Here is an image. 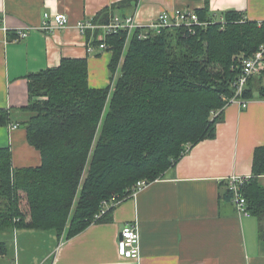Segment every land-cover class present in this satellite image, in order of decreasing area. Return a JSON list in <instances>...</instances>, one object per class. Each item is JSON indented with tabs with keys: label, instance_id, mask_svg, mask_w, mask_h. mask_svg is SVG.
I'll use <instances>...</instances> for the list:
<instances>
[{
	"label": "trees",
	"instance_id": "1",
	"mask_svg": "<svg viewBox=\"0 0 264 264\" xmlns=\"http://www.w3.org/2000/svg\"><path fill=\"white\" fill-rule=\"evenodd\" d=\"M204 3L195 12L207 24L193 34L175 26L145 38L136 28L128 42L126 30L107 35L110 79L118 74L113 86L91 87L85 58H63L28 75L27 116L19 124L42 161L13 168L10 148H0V255L10 252L8 240L18 231L70 238L106 220L116 205L96 218L104 200L128 199L136 181L161 178L192 146L215 136L240 73L238 58L264 45V21L235 9L215 20ZM242 96L264 98V69L248 79ZM10 118L1 108L0 125ZM262 175L264 146L255 149L242 186L264 240Z\"/></svg>",
	"mask_w": 264,
	"mask_h": 264
},
{
	"label": "crops",
	"instance_id": "2",
	"mask_svg": "<svg viewBox=\"0 0 264 264\" xmlns=\"http://www.w3.org/2000/svg\"><path fill=\"white\" fill-rule=\"evenodd\" d=\"M205 1L0 0V109L11 116L8 124L0 125V148H10L12 167H36L42 161L19 124L27 116L22 108L28 101L29 74L57 67L63 58H85L91 87L114 85L118 74L111 80L108 68L112 51L99 50L93 43L100 28L81 33L75 26L79 20L100 26L118 13L131 14L137 24L147 25L162 11H195ZM208 2L215 20L223 11L235 9L247 20L264 21V0ZM104 9L107 15L96 17ZM45 11L65 13L68 26L47 37L37 28ZM95 17L98 21H93ZM27 25L32 28L26 38L14 40L16 29ZM87 44L95 49L89 52ZM261 146L264 98L250 99L245 108L227 104L213 138L192 146L161 178L118 203L106 220L92 222L70 238L52 235L50 251L40 260L22 259L18 238L16 251L9 248L7 255H0V264H264L258 220L238 216L225 181L232 174L249 178L254 151ZM259 179L263 184L264 175ZM126 223L139 225L138 258L117 254L118 235ZM19 233L22 242L30 231Z\"/></svg>",
	"mask_w": 264,
	"mask_h": 264
},
{
	"label": "built area",
	"instance_id": "3",
	"mask_svg": "<svg viewBox=\"0 0 264 264\" xmlns=\"http://www.w3.org/2000/svg\"><path fill=\"white\" fill-rule=\"evenodd\" d=\"M37 28L41 30L47 37L54 35L56 31H59L69 24L68 16L62 12H44L43 20L40 22ZM207 22L199 20L194 10H188L184 8H177L172 12L162 11L159 13L153 21L147 25H139L135 22L133 15L131 14H115L110 20L103 25H93L89 21L79 20L76 23L77 29L81 33H85L89 28H100V33L95 36V40L99 41L97 48L99 50L107 49L108 46L105 42L107 35L111 33H117L120 30L127 31V42L131 34L136 28H142L138 34V38H145L149 33H159L165 27L183 26L186 28L187 33H194V26H205ZM32 27L23 26L19 27L15 31L14 40L19 41L25 39L28 35V31ZM92 44H87V50L91 52L94 50ZM240 61V73L235 81H233L234 91L230 97L226 99V105L236 103L240 107L245 108L248 103V99L243 98L242 93L245 89L248 79L252 76L258 75L264 69V45L261 46L253 55L249 57L241 56L238 58ZM220 110L211 112L212 115H216ZM13 127H17L15 124H11ZM226 185L230 192V199L234 204L238 216L251 215L247 209V201L242 192V186L244 185L246 178L240 175L232 174L226 178ZM149 182L145 180H138L130 189V197L136 195L141 189H143ZM117 200L112 197L110 200H104L99 214H96V218H99L105 213L111 206L117 205ZM139 225L135 223H126L119 232L117 239V254L123 258H138L140 252V230Z\"/></svg>",
	"mask_w": 264,
	"mask_h": 264
},
{
	"label": "rangeland",
	"instance_id": "4",
	"mask_svg": "<svg viewBox=\"0 0 264 264\" xmlns=\"http://www.w3.org/2000/svg\"><path fill=\"white\" fill-rule=\"evenodd\" d=\"M127 44V43H126ZM262 183L264 184V179L262 180ZM20 231L16 232L18 234L14 235L11 241L8 240L9 247H12L13 251H16L15 248L18 247V238H19V244L21 245V248L24 249V257L22 259H28L31 257L38 258L40 260L41 258H44L46 254L49 253L50 247L53 242V234L47 232H30L29 237L26 239L24 236L25 242H20V239H23L19 234ZM1 234V233H0ZM19 236V237H18ZM0 239H4L2 235H0Z\"/></svg>",
	"mask_w": 264,
	"mask_h": 264
}]
</instances>
